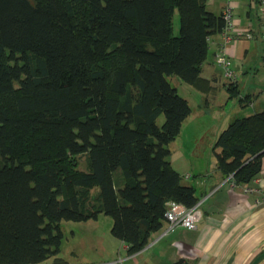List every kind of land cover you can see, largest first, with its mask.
Segmentation results:
<instances>
[{"label":"trees","instance_id":"1","mask_svg":"<svg viewBox=\"0 0 264 264\" xmlns=\"http://www.w3.org/2000/svg\"><path fill=\"white\" fill-rule=\"evenodd\" d=\"M225 24L205 0H0V264L58 254L62 220L100 213L135 253L168 200L198 201L169 159L191 108L168 76L205 86L209 40ZM213 150L233 184L257 177L264 109L232 119Z\"/></svg>","mask_w":264,"mask_h":264},{"label":"crops","instance_id":"2","mask_svg":"<svg viewBox=\"0 0 264 264\" xmlns=\"http://www.w3.org/2000/svg\"><path fill=\"white\" fill-rule=\"evenodd\" d=\"M205 2L207 8L215 13H222L227 4L226 0ZM229 5L234 21V37L225 43L221 33L210 38L207 57L201 66V76L206 85L194 86L197 96L193 102L196 107L185 96L191 111L183 121L179 134L168 144L170 162L181 175V182L194 186L198 200L202 199L196 227L176 226L164 233V222L159 231L151 234L149 242L135 253L127 252L126 243L115 237L111 230L98 233L94 230L73 245L60 247L58 254L37 264H173L178 260L188 264H264V201L256 203V194L244 190L245 186L258 187L259 181L255 178L235 185L216 168L214 152L205 160L196 151L204 144L213 150L225 124L220 119L221 115L215 118L218 127L215 126L217 129L211 140H203V134L198 135L195 129L202 125L199 118L208 109H224L231 97L230 86L237 87L241 103L254 105L258 110L264 109V102L258 107L253 103L262 93L258 87L246 93L241 87L244 76L258 72L257 55L260 47L264 49L259 35L263 22L257 9L258 0H230ZM223 43L232 73L230 76L225 70L222 75L221 66L215 61ZM196 116L197 124L195 128L189 127L190 139H186L187 131L184 133V130ZM257 177L264 181V156ZM83 221L88 223L90 219ZM93 223L98 226V219H94ZM57 258L61 261L56 262Z\"/></svg>","mask_w":264,"mask_h":264},{"label":"rangeland","instance_id":"3","mask_svg":"<svg viewBox=\"0 0 264 264\" xmlns=\"http://www.w3.org/2000/svg\"><path fill=\"white\" fill-rule=\"evenodd\" d=\"M178 32H179V14H178V11L175 10L174 14H173V33L178 34ZM262 41L264 44V40H262ZM260 46H261V43H260ZM257 59H258L257 62L260 66L258 72L256 74H254V72H251L249 75L244 76L243 80L241 81V87H242V91H244V93L248 92V90L251 91L256 87H258L260 89V93L262 92L261 95L258 97V99L255 100V102H253V103H255L256 107H258V105L261 106L262 103L264 102V49H262V47H260V49H259ZM259 60L261 62H259ZM257 69L255 71H257ZM220 72L222 75L224 74V69L222 66L220 67ZM168 80L175 87L178 84V86L176 88L177 92L180 95H182L183 97L186 96L188 99H190V103L194 107H196L194 102H193V99L196 98V96H197L194 93V92H196L195 91L196 89L192 84L185 82L176 74L169 75ZM239 97H240V94L239 95H237V94L231 95V97L228 98V103L224 107L223 110L217 109L216 107L215 108L213 107L212 109H208L206 111L205 115H203L201 117L198 116V117H200L199 120L203 123H202V125L198 126L195 129L196 133L198 135L203 134V140H211L212 137L215 135V131L217 129V128H215V126L218 127V122L215 121V118L217 115H221L220 119H222L223 123H225L224 126H222V127H226V125L229 123V121L231 119H234L236 117L245 116V115L251 114L252 112L258 110V108H254V105L252 106L248 103H244V104L241 103L239 101ZM208 104H209V102H208ZM210 106H211V104H210ZM192 118H193V121L184 130V133L187 131L186 132V139H190L191 132H188L190 130L189 127L194 126V128H195V126L197 124V121H196L197 116L192 117ZM162 121H163V115H160L158 118L159 124ZM217 133H219V132H217ZM196 151L198 153L202 154L203 159H205V160L208 157L210 158L211 153L214 152V150H212V148L209 147V145L206 146V144H204L202 147H198L196 149ZM78 158H79V162H81L80 164H78V167L79 168H81V167L86 168V156L84 154H81L78 156ZM202 163L205 164V162H202ZM97 190H98L97 186H94L93 188H91L92 192H96ZM96 219H98V221H99L98 226L93 225L94 219H90V221L88 223H85V221L66 220V219L62 220L60 222V227L63 231L61 249L65 248L67 246L73 245L74 243L77 242V240L80 237L88 236L91 233H93L94 230L97 233L102 231V230H104V232L105 231L107 232V229L110 231V228L112 225V217L110 215L100 213Z\"/></svg>","mask_w":264,"mask_h":264},{"label":"built area","instance_id":"4","mask_svg":"<svg viewBox=\"0 0 264 264\" xmlns=\"http://www.w3.org/2000/svg\"><path fill=\"white\" fill-rule=\"evenodd\" d=\"M227 4L223 7L222 15L225 18V27L221 34L223 35L224 43L234 37V21L232 18L231 7L229 5L230 0H226ZM259 15L261 16L263 27L260 31V37L264 40V0H258L257 6ZM222 44L219 52L215 57V61L223 67L226 75H232L231 70L229 69V59L226 56L225 47ZM257 181H259L258 187L245 186V192H254L256 194V203L260 201H264V181H261L260 177H255ZM254 178V179H255ZM229 179V177H228ZM232 182V181H231ZM233 183V182H232ZM202 203V199L198 200L192 206H185L181 202L175 200H168L166 202L165 208V229L164 233L173 229L176 226H183L187 229H193L196 227V222L200 214V204ZM60 264H69V263H60Z\"/></svg>","mask_w":264,"mask_h":264},{"label":"water","instance_id":"5","mask_svg":"<svg viewBox=\"0 0 264 264\" xmlns=\"http://www.w3.org/2000/svg\"><path fill=\"white\" fill-rule=\"evenodd\" d=\"M177 264H187L186 262H180V263H177Z\"/></svg>","mask_w":264,"mask_h":264}]
</instances>
